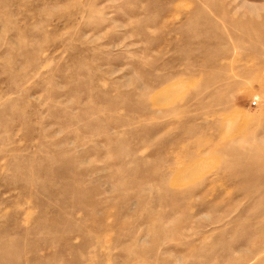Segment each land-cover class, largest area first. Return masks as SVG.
Wrapping results in <instances>:
<instances>
[{"label": "rangeland", "instance_id": "374dc122", "mask_svg": "<svg viewBox=\"0 0 264 264\" xmlns=\"http://www.w3.org/2000/svg\"><path fill=\"white\" fill-rule=\"evenodd\" d=\"M0 264H264V0H0Z\"/></svg>", "mask_w": 264, "mask_h": 264}, {"label": "built area", "instance_id": "2783aa9c", "mask_svg": "<svg viewBox=\"0 0 264 264\" xmlns=\"http://www.w3.org/2000/svg\"><path fill=\"white\" fill-rule=\"evenodd\" d=\"M252 104H256V103H255V100L252 101Z\"/></svg>", "mask_w": 264, "mask_h": 264}, {"label": "bare ground", "instance_id": "6f19581e", "mask_svg": "<svg viewBox=\"0 0 264 264\" xmlns=\"http://www.w3.org/2000/svg\"><path fill=\"white\" fill-rule=\"evenodd\" d=\"M165 96V95H164Z\"/></svg>", "mask_w": 264, "mask_h": 264}]
</instances>
